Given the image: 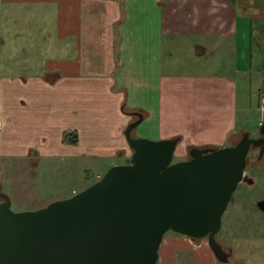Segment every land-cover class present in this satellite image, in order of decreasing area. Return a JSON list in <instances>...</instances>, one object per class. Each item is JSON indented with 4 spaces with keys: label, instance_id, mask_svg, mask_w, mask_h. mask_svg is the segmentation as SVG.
I'll return each instance as SVG.
<instances>
[{
    "label": "crops",
    "instance_id": "0c3cea01",
    "mask_svg": "<svg viewBox=\"0 0 264 264\" xmlns=\"http://www.w3.org/2000/svg\"><path fill=\"white\" fill-rule=\"evenodd\" d=\"M46 15L56 52L47 69L3 71L0 57L1 192L10 159H127L124 133L137 114L143 133L135 138L179 139L175 154L186 158L192 148L236 145L255 102L260 110L264 0H0V30L17 18L44 28ZM183 53L221 62L213 71L177 70ZM158 264L229 263L208 241L169 235Z\"/></svg>",
    "mask_w": 264,
    "mask_h": 264
},
{
    "label": "water",
    "instance_id": "95a60500",
    "mask_svg": "<svg viewBox=\"0 0 264 264\" xmlns=\"http://www.w3.org/2000/svg\"><path fill=\"white\" fill-rule=\"evenodd\" d=\"M137 116L124 133L130 162L89 188L24 212L0 191V264H158L170 231L207 238L217 260L229 262L217 235L239 185L254 182L245 174L248 156L252 148L264 155V138L245 133L236 145L192 148L189 160L174 163L180 140L133 137L144 119ZM257 206L264 212V199Z\"/></svg>",
    "mask_w": 264,
    "mask_h": 264
},
{
    "label": "rangeland",
    "instance_id": "374dc122",
    "mask_svg": "<svg viewBox=\"0 0 264 264\" xmlns=\"http://www.w3.org/2000/svg\"><path fill=\"white\" fill-rule=\"evenodd\" d=\"M41 21L35 20V25L25 27L22 24L25 22L24 19L17 18L11 31L3 26L0 30V41L2 39L6 41L0 47L3 71L27 72L26 69L29 67L31 73H35L44 70L46 65L55 59L53 15H46L44 28L38 26ZM44 29L48 30L49 34L34 32H41ZM255 44L259 53L258 41ZM210 59V56L198 58L196 55L183 53L178 56L181 66L177 70L183 67L188 68L189 72L216 70L215 64L221 62V59L218 56L214 61ZM260 117L261 110L257 109L255 102L247 115L246 133H249L252 138H259L261 135ZM142 130L141 126L135 129L138 133H143ZM132 135L135 137L134 133ZM132 155L127 159L115 160L93 157L75 158L69 154L59 157L45 155L35 157L34 164L27 160L10 159L2 193L9 196L11 209L15 212L39 210L53 202L74 196L73 191L81 192L89 188L114 166L112 161L117 165H124L130 162ZM185 159L189 160L190 155L179 158L175 154L173 162L177 163ZM245 174L254 180V185L247 183L239 185L223 215L222 228L217 235V240L224 250L232 253L229 264H264V212L257 206L258 202L264 199V157L259 158V150H251ZM1 200L3 201L2 198ZM169 235L182 237L172 231L165 236ZM198 241L204 242L208 239Z\"/></svg>",
    "mask_w": 264,
    "mask_h": 264
},
{
    "label": "trees",
    "instance_id": "16d2710c",
    "mask_svg": "<svg viewBox=\"0 0 264 264\" xmlns=\"http://www.w3.org/2000/svg\"><path fill=\"white\" fill-rule=\"evenodd\" d=\"M65 141L70 142L71 144H76L77 143V136L75 133L72 132H67L65 135Z\"/></svg>",
    "mask_w": 264,
    "mask_h": 264
},
{
    "label": "built area",
    "instance_id": "2783aa9c",
    "mask_svg": "<svg viewBox=\"0 0 264 264\" xmlns=\"http://www.w3.org/2000/svg\"><path fill=\"white\" fill-rule=\"evenodd\" d=\"M260 110H261V121L259 126L262 127L264 125V96L260 99Z\"/></svg>",
    "mask_w": 264,
    "mask_h": 264
},
{
    "label": "flooded vegetation",
    "instance_id": "af4514ba",
    "mask_svg": "<svg viewBox=\"0 0 264 264\" xmlns=\"http://www.w3.org/2000/svg\"><path fill=\"white\" fill-rule=\"evenodd\" d=\"M260 137L264 138V136H261V135H260ZM252 149H257V150H259V154H260V150H261V148H252ZM252 149H251V150H252ZM263 157H264V155H263L262 157L259 156L260 159H262ZM246 176H247V175H246ZM251 179H252V178H251ZM244 183H247V182H244ZM247 184H249V185L252 186V185H254V182H253V183H247Z\"/></svg>",
    "mask_w": 264,
    "mask_h": 264
}]
</instances>
